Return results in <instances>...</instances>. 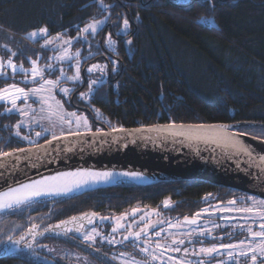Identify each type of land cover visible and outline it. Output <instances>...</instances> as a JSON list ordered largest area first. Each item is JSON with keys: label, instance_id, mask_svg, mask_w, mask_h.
<instances>
[{"label": "trees", "instance_id": "1", "mask_svg": "<svg viewBox=\"0 0 264 264\" xmlns=\"http://www.w3.org/2000/svg\"><path fill=\"white\" fill-rule=\"evenodd\" d=\"M111 12H101L96 0H0V43L14 36L10 46L18 53L17 63L28 66L40 42H32L27 32L47 26L49 33L76 35L90 18L108 14L110 31L118 30L122 17L130 22L128 34L122 35L110 52L119 68L111 80L103 83L89 100H81L87 84L75 86L65 108L89 107L88 118L100 128H133L159 124H240L234 131L264 140V0H104ZM214 5V6H213ZM204 21H207L206 23ZM104 38V36H103ZM132 40V45L125 41ZM97 50V49H96ZM22 53V55H21ZM92 56L95 59L100 54ZM3 55V49H0ZM88 60L84 61V65ZM11 81L9 79L7 82ZM4 83H0V87ZM73 96V99L70 98ZM65 100V99H64ZM65 102V101H64ZM73 105V106H72ZM0 106V148L11 151L17 145L32 146L15 137L14 124L20 117L5 113ZM99 110L97 113L96 110ZM110 122V123H108ZM247 123L249 125H242ZM36 144L45 141L35 136ZM27 134L29 129H24ZM10 145V146H9ZM209 196L208 201L205 197ZM234 191L214 187L201 181L169 180L150 184L122 183L50 201L25 204L0 214V249L18 239L29 228L36 231L84 213H120L133 207L157 208L165 200L174 203L175 215L197 213L209 202H225ZM67 237H70L69 235ZM235 236L234 239H239ZM31 241V237L28 239ZM45 240L73 246L77 252L92 256L79 241L46 236L35 239L32 248L24 243L15 252L0 255V264H44L30 254L45 255ZM224 242H230L227 237ZM216 241L208 240L204 246ZM199 245V244H198ZM101 264H116L92 256ZM183 260L195 257L182 254ZM216 259L211 261L214 264ZM53 264H64L55 261Z\"/></svg>", "mask_w": 264, "mask_h": 264}, {"label": "snow or ice", "instance_id": "2", "mask_svg": "<svg viewBox=\"0 0 264 264\" xmlns=\"http://www.w3.org/2000/svg\"><path fill=\"white\" fill-rule=\"evenodd\" d=\"M211 2V0H208ZM96 6L101 12H111L112 5L106 4L104 0H96ZM214 6V5H213ZM109 16L105 15L103 19H97L95 17L83 25V27H77L76 36H70L67 32H57L55 35L49 33L47 26H39L33 28L30 32L26 33L28 39L32 42L43 43L41 47L45 50L53 52V56L48 57L49 63L41 66L39 58H28L30 67L25 68L23 63L19 65L16 62L18 53L10 46L9 41L15 42L14 36H8L3 43H0V49H3V55H0V83H4V87H0V106L7 105L5 111H16L22 116H28L29 112L33 113L31 121L20 120L14 124V135L19 140L26 141L29 144L35 145V148H25L24 146L17 145L11 151L0 148V168L7 169L11 163L12 167H16V164L23 159H31L34 152L39 151L47 152V148L43 145L36 144V141L32 139L31 129L32 123L36 121V110L28 104L30 99L34 103L40 104V112H46L47 118L58 121L61 126H67V130L62 132L60 136L52 134L49 140L44 133L48 129L42 131H36L35 136L40 138L44 136L45 142L48 146H51L53 141L66 140L68 137H81L86 133L92 131L88 122L87 116L78 114L76 112H68L64 109L61 100H57L54 95V90L59 89L64 96H70L75 86H79L85 82L81 75V63L82 53L76 45L87 46L89 49L88 57H92L99 52V46L94 53L91 48L92 39L104 31V25L109 21ZM121 23L116 27L119 31L113 33L108 32L105 36L104 44L106 50H112L117 43V40L113 36L120 37L126 35L131 27L129 19L122 17ZM205 23L207 21H204ZM0 30H3V26H0ZM127 45H132V40L125 41ZM22 55V53H21ZM111 65V67H110ZM59 66V67H58ZM119 68L117 60L109 59L108 63H93L86 71L89 74L87 83L88 92H82L80 94L81 100L91 99L92 94L103 86L104 77L109 73H116ZM72 74L69 75L68 72ZM58 72L56 79L48 78L50 75ZM22 75L20 83L15 82L16 75ZM9 79H12V83H7ZM71 83L74 87H61V83ZM23 84L25 86H20ZM23 101V106L18 102ZM97 113L99 110H96ZM110 123V122H108ZM27 127L29 132L26 134L24 128ZM73 128L75 130H73ZM83 129V130H82ZM113 132H124L123 128H113ZM141 131L156 132L159 134H167L172 137H183L188 141L208 142L209 140L219 147H223L229 150L230 154L235 155H247L252 156L250 147L244 144L238 139L236 132L230 130L229 125L224 124H198V125H177L172 122L168 125H160L154 128L142 129ZM264 132V128L261 129ZM107 135L106 133H100ZM10 146V145H9ZM261 161H264V157H260ZM15 163H12V162ZM111 173H95V172H68L61 173L57 176L45 177L41 180H35L31 183H23L19 187H12L8 191L0 192V212H7L19 208L21 205L31 202L37 197L45 195H62L71 192L74 188H79L83 184L88 183L90 180L108 179L111 177ZM124 175H128L124 173ZM208 196L205 200L208 201ZM248 200L252 201L251 205L243 207H235L238 201L229 200L227 202L228 207H220L219 204L212 205L210 202L207 207L202 211L195 213L191 218L185 216L183 221L177 220L176 223L168 221L170 229H176L175 232H167L160 227L157 229V225L153 223L149 217L145 219V216H140V221H143V227L139 230H133V226L137 221L133 220L129 224L123 223L128 219V213H124L121 216L109 218L100 217L101 220L114 219V226L111 228L113 234L111 238L101 236L100 231L96 228H92L91 231L81 232L84 228V224L81 222L75 227H67L70 224H76L77 217H71L69 220L60 221V223L50 226L46 231H55L56 229H63L64 232L76 231L81 233L84 242L89 245H95L97 243V237H101V242H107L110 245L124 244L129 242V245L135 248L137 244L139 252L148 259L143 264H206L204 258L216 259L217 264H264V201H255L253 197H248ZM164 208L170 206V201L165 200L163 202ZM142 210L139 208H133L131 210V216L136 217L138 212ZM238 213L240 219L244 221L239 225H233L232 227L238 228L241 234L246 233L243 239L236 240V232L224 233V235H214L213 229L220 228L221 225L212 223L209 227V223L201 224L200 220L204 215L209 218L215 216L216 213ZM152 215H158L154 212ZM89 214L84 213L79 217V221H83ZM92 217H96L97 213H92ZM219 219L231 220L235 219L232 216H220ZM88 223H94L93 219L89 218ZM165 221H159L162 225ZM187 226V227H185ZM36 225H33L28 229L27 233L20 235L18 239H13L12 236L8 237L9 242L13 245L19 246L21 242H24V246L28 249L32 248V243L35 241V237L38 234L36 232ZM152 230L151 234L149 230ZM195 233V235H194ZM116 234L122 236L121 240L116 239ZM225 236L230 238V242H224ZM31 237V241L28 238ZM143 237V239H141ZM218 241L211 243L210 246H204L206 240ZM199 244V247L196 245ZM186 245H190L188 247ZM185 256L191 255L195 257V262L191 260H183L168 253H181ZM129 253L121 252V264H142L141 261H137L135 258L131 260L125 259ZM220 256H226L227 261L217 259ZM115 259V257H113Z\"/></svg>", "mask_w": 264, "mask_h": 264}, {"label": "water", "instance_id": "3", "mask_svg": "<svg viewBox=\"0 0 264 264\" xmlns=\"http://www.w3.org/2000/svg\"><path fill=\"white\" fill-rule=\"evenodd\" d=\"M84 85L85 82H83L80 90ZM75 108L81 110L79 107L75 106ZM160 125L168 124L123 128L124 132H113L112 129L101 128V130H92L81 137H68L66 140L53 141L51 146H48L45 141L39 143L38 145L47 148L46 153L37 149L31 159L21 160L16 164V167L13 168L10 163L7 169L0 168V190L46 171L75 164L92 163L155 170L168 174L172 178L154 182L169 180L201 181L214 187L264 200V161L260 159L262 157L260 154L264 153V140L234 131L241 126L240 124H229L230 130L236 132L238 139L250 147L252 156L249 157L243 154H230L228 149L219 147L210 140L206 143L188 141L180 136L172 137L167 136V134L141 131ZM177 125L189 126L194 124ZM242 125L247 126L249 124L242 123ZM101 132L107 135H102ZM25 148L34 149L35 145ZM122 183L124 182L114 185ZM87 214L89 216L83 221H79L81 216L79 215L76 224L67 226L74 228L82 222L84 227H88L90 225L88 223L89 218L93 219L95 223L96 217H92L91 213ZM36 232L38 234L35 239L54 236V231L41 230ZM10 244L11 242H8L4 248L0 249V255L8 252L7 248Z\"/></svg>", "mask_w": 264, "mask_h": 264}, {"label": "rangeland", "instance_id": "4", "mask_svg": "<svg viewBox=\"0 0 264 264\" xmlns=\"http://www.w3.org/2000/svg\"><path fill=\"white\" fill-rule=\"evenodd\" d=\"M177 2L180 3H186L188 2V0H176ZM108 15V14H105ZM104 15V16H105ZM104 16H101L98 19H103ZM110 27L112 29V23L111 20H109L105 25H104V31H102L99 35L95 36L92 41V48L91 50L95 53L97 47L99 46V49L103 50L105 48V44H104V40H105V36L108 32H112L110 31ZM119 31L118 30H114V33ZM56 33H53L52 35H55ZM70 35V34H68ZM77 35V32H76ZM76 35H70V36H76ZM104 36V38H103ZM25 39L27 38V36H25ZM113 38L115 40L118 41L117 36H113ZM28 39V38H27ZM29 41H31L30 39H28ZM43 43V41H40V47H39V51L37 52L36 56L32 59H37L39 58L40 60V64L41 66H43L46 63H49L50 61L48 60V57L53 56V52L49 51V50H45L41 47V44ZM115 47V46H114ZM76 48H79L81 50L82 53V63H81V75H82V79L83 81H87L88 80V76L89 74L87 73L86 69L91 66V64L93 63H108V61L106 59H102V60H95V61H91L88 64H86L85 66H83L84 61L85 60H90L92 57H88V52L89 49L87 48V46H81V45H76ZM106 49V48H105ZM114 50V48L112 49ZM111 51V50H110ZM18 65L20 63H17ZM28 66H25V68H29L30 67V62L28 60L27 62ZM59 67V66H58ZM58 72H56L53 75H50L48 78L50 79H56L58 76ZM69 75L72 74L71 71L68 72ZM110 73L104 77V82L108 81V77H109ZM22 75L18 74L15 77V82L20 83V81L22 80ZM13 80L11 79V81L7 82V83H12ZM83 83H81L82 85ZM5 84H3L2 87H4ZM20 86H25L23 84H20ZM61 87H74L71 83H61ZM88 92V88L86 89V91L84 93ZM54 95L56 97L57 100H61V103L64 106V109L68 112H73L70 111L68 109L65 108V103L67 101V97L68 96H64L63 93H61L59 91V89L54 90ZM81 97V96H80ZM33 99H30L28 101V104L31 105V107L33 109L36 110V121L37 122H33L32 123V128H38L39 131H42L43 129H48L47 132L44 133V135H50L52 136V134H56L57 136L61 135L62 132L67 130V126H61V124L58 121H55V119L53 118L52 120H49L47 118V113H41L40 112V104L38 102L34 103ZM65 99V100H64ZM65 101V102H64ZM21 106H23V101L18 102ZM5 108L7 107V105H4ZM5 111V109H4ZM5 113H14L17 114L20 120H25V121H31L32 117H33V113L30 111L28 116H22L20 115L18 112L13 111V112H7L5 111ZM79 114H83L84 116H87L85 113H79ZM91 120L88 118V122H90ZM27 127H25L24 129H26ZM73 130H75L73 128ZM83 130V129H82ZM36 132V131H35ZM227 190V189H226ZM247 195L245 194H240V195H236L235 197L231 198L230 200H238L237 197H240L242 199V202L237 203V205H235V207H243V206H247L248 205V201L245 203V198ZM255 199V201H264V200H260L257 199L255 197H253ZM42 201H50V200H40L38 202H42ZM170 201V200H169ZM228 202V201H227ZM227 202H211L212 205H217L219 204L220 207H228ZM252 202V201H250ZM209 204V203H208ZM208 204L204 205L198 212L202 211L205 207L208 206ZM174 207V203L172 201H170V206L168 208H164L163 203L160 205V207L157 208H150V207H133V208H139L142 211L138 212L136 217H132L131 216V210L133 208H130L128 210H125L123 212L120 213H108L105 215H97L96 216V220L95 223H92L90 225H88V227H84L83 229H81V232L84 231H91L92 228H96L98 231H100L101 236H106L107 238H111L112 237V233H111V228L114 226V219H110V220H101L100 217H109V218H114V217H118L121 216L124 213H128V219L123 221V223H125L126 225L131 223L133 220L137 221V223L133 226V230H139L140 227H143V221H140V216H145V219L147 218H151L153 223L157 225V229L159 230L160 227H162L165 230V233H162V235L166 234L167 232L171 231V232H175L176 229H170L169 228V224L167 223L168 221H171L172 223H176L177 220L179 221H183V218L186 216H182V215H175L173 213L170 212V210ZM154 212H157L158 215H152ZM195 215V214H194ZM193 215V216H194ZM240 215L238 213H219L217 212L215 216H212L211 218H209L207 215H204L202 217V219L204 221L200 222L201 224L204 223H209V227H211L212 223H216L221 225L220 228H215L213 229V233L214 235H224V233H228V232H236V234L240 235L239 239H243L244 236H246V233L241 234L239 232L238 228H233V225H239L241 223H243L244 221H242L240 219ZM193 216H187L189 218L193 217ZM220 216H232L235 217V219H231V220H224V219H219L218 217ZM165 221V223H163L162 225L159 224V221ZM68 227V226H67ZM187 227V226H185ZM221 228H225L226 231H220L219 229ZM75 229V227L73 228ZM150 234L152 232V230L150 229ZM69 234H71L70 237H67ZM195 235V233H194ZM54 236L56 238L59 237H66L68 239H72L74 241L78 240L79 244L81 246H86L89 250H91L92 256L95 257H101L109 262H114L116 264H121V257H120V253L121 252H125V253H129L130 255L126 256L125 259L131 260L132 258H135L137 261H141L142 264L145 260H147L148 258L145 257L143 254H141L139 252V247L141 245L137 244L135 246V248H133L132 246L129 245V243H125V246H121L119 243L116 244L115 246L108 244L107 242H101V237H97V243L95 245H89L88 243L84 242L81 236V233H77L76 231H71L70 232H64L63 229H56L54 231ZM116 239L119 241L122 239V236L120 234H116ZM236 239V240H239ZM41 247L43 249V251L45 252V255H39V254H30L29 257L33 258L36 262H41L44 264H53L55 261H61L64 264H101L99 262H97V260L95 258H93L92 256L89 255H85L82 253L77 252L76 248L73 246H64L62 244L56 243L55 241H47L45 240V242L42 245H37L36 249L38 247ZM188 247H191L190 245H186ZM199 247V246H196ZM19 247L16 246H11L8 250V252H15L18 250ZM182 254H184L183 252L181 253H168L167 255H172L174 257L183 259L184 257H182ZM113 257H115V259H113ZM206 259H210V258H206ZM227 257L226 256H220L219 260H224L227 261ZM207 261V260H206ZM205 261V262H206ZM153 264H155V262H153ZM170 264V262H169Z\"/></svg>", "mask_w": 264, "mask_h": 264}, {"label": "bare ground", "instance_id": "5", "mask_svg": "<svg viewBox=\"0 0 264 264\" xmlns=\"http://www.w3.org/2000/svg\"><path fill=\"white\" fill-rule=\"evenodd\" d=\"M260 155L264 157V153ZM68 172H72V173H75V172H95V173L108 172V173H111L112 175L108 179L90 180L88 183L83 184L79 188H74L71 192H68L66 194L45 195V196L37 197L29 203L38 202L40 200H51L55 198L69 197V196L80 194L81 192H84L86 190H90V189H94V188L102 187V186L114 185V184L121 183V182H124V183L127 182V183H132V184H148V183H152L157 180L172 178V176L168 174L157 172L155 170H148V169L137 168V167H132V166L123 167V166L114 165V164L87 163V164H75V165L43 172L36 176L24 179L20 182L7 186L3 188L2 190H0V192L8 191L12 187H19L23 183H31L32 181L41 180V179H44L45 177L57 176V175H60L61 173H68ZM124 173H127L128 175H124ZM29 203H26V204H29ZM1 213L3 212H0V214Z\"/></svg>", "mask_w": 264, "mask_h": 264}, {"label": "flooded vegetation", "instance_id": "6", "mask_svg": "<svg viewBox=\"0 0 264 264\" xmlns=\"http://www.w3.org/2000/svg\"><path fill=\"white\" fill-rule=\"evenodd\" d=\"M100 54H99V56H97L95 59H90V60H88L87 61V63L86 64H88L89 62H91V61H95V60H102V59H106L108 62H109V59H113V60H117L116 59V57L114 56V53H112V52H110V50H106L105 48L102 50H100ZM85 64V65H86ZM84 64H83V66H85ZM110 67H111V65H110ZM111 80V73H110V75H109V77H108V81H110ZM87 83L85 82V85H86ZM84 85V86H85ZM82 86V85H81ZM71 99H73V96L70 98V100ZM73 106V105H72ZM75 107V106H74ZM79 107V106H78ZM79 108H81V110H79V111H82V112H84V113H88V114H90V110H89V107H79ZM77 110V109H76ZM87 110V111H86ZM93 124H94V127H96V129L94 130V129H92V127H91V129L93 130V131H96V130H101V128L99 127V126H101L99 123H97V122H94L93 121ZM236 193V192H235ZM241 193H236V195H240ZM235 195V196H236ZM235 196H232V197H230V199L231 198H233V197H235ZM249 196H246V198H245V203L248 201V205H251L252 203L250 202V200H248L247 198H248ZM229 199V200H230ZM237 201H238V203H240V202H242V199L240 198V197H237ZM229 200H227V201H229ZM227 201H225V202H227ZM195 213H193V214H191V215H186V216H193ZM202 221H204L203 219H201L200 220V222H202ZM220 231H226L225 230V228H221V229H219ZM236 236H239L238 234H236ZM225 237H227V236H225ZM141 239H143V237L141 238ZM230 238L229 237H227V240H229ZM211 240V239H210ZM208 240H206V242H207ZM205 242V243H206ZM216 242H218V241H216ZM127 243H129V242H127ZM126 243V244H127ZM121 246H125V242H124V244H120ZM196 246H200V245H196ZM205 259V261H206V264H211V261L213 260V259H206V258H204ZM217 259H219V257L217 258ZM214 264H217V260L215 261V263Z\"/></svg>", "mask_w": 264, "mask_h": 264}]
</instances>
